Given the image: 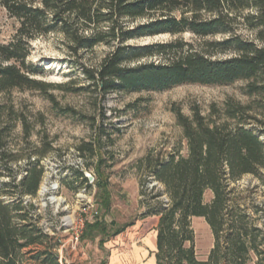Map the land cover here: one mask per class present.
<instances>
[{
	"label": "trees",
	"instance_id": "obj_1",
	"mask_svg": "<svg viewBox=\"0 0 264 264\" xmlns=\"http://www.w3.org/2000/svg\"><path fill=\"white\" fill-rule=\"evenodd\" d=\"M0 9L19 23L12 41L0 43V93L39 90L59 105L49 93L59 86L34 77L43 69L27 64L29 41L49 33H61L72 56L102 44L111 47L95 66L75 60L89 83L78 91L97 93L101 101L111 93L246 82L249 102L231 97L221 106L212 104L208 114L197 104L191 115L174 108L183 139L166 154L150 153L140 160L147 179L155 183L149 188L144 180L141 196L144 217L159 218L157 264H264V222L251 196L264 186V0H0ZM187 32L196 39L186 40ZM163 34L174 38L131 44ZM61 109L79 115L71 107ZM17 121L29 137L27 118L0 102V178L10 180L0 186V264H60L59 243L38 226L34 204L23 200L37 194L44 173L40 162L51 146L37 149L33 160L29 155L26 174L16 182L12 162L20 155L9 145ZM96 129L94 140L82 143L79 151L98 159V203L107 211L111 200L101 166L103 138L110 145L115 140L105 127ZM79 174L89 182L83 171ZM247 175L259 181L252 189L237 184ZM4 194L17 199L6 203ZM194 217H204L213 232L207 259L198 258L195 250ZM134 224L113 228L105 220L86 222L82 240L102 236L103 244Z\"/></svg>",
	"mask_w": 264,
	"mask_h": 264
},
{
	"label": "rangeland",
	"instance_id": "obj_2",
	"mask_svg": "<svg viewBox=\"0 0 264 264\" xmlns=\"http://www.w3.org/2000/svg\"><path fill=\"white\" fill-rule=\"evenodd\" d=\"M18 27L19 23L0 9V43L12 41ZM183 37L188 41L196 39L190 32ZM172 38L169 34H163L133 40L131 44L165 42ZM29 45L31 53L27 64L43 69L42 74L34 77L59 86L49 91L55 95L59 105L39 90L20 88L0 93V102L11 106L18 116H25L31 128V134L27 137L22 122L17 121L10 137L9 149L20 155L12 162L16 182L26 174L29 155L32 154L33 160L37 149L51 146L40 162L44 173L37 194L31 196L35 206L31 210L32 215H37L34 217L38 218L37 221L43 218L57 224L67 214L86 215V210L90 217L87 222L105 220L108 224L114 223L113 228L135 222L103 244L100 243L102 236L95 240H82L81 237L78 243H74L75 229L51 228L56 233L55 241L59 243L55 250L60 264H151L152 251L146 238L149 240L151 229L156 228L158 219L155 216L144 217L141 190L144 180L149 188L155 183L147 179L144 169L140 167V160L150 153L166 154L182 141L183 131L174 108H181L185 114L191 115V107L197 104L208 114L212 104L221 106L231 97L243 103L249 102L250 97L244 91L246 82L238 81L230 85L182 84L164 91L111 93L101 101L97 93L78 91L77 88L89 83L80 67L75 65V60L95 66L110 51V46L98 45L93 50L72 56L68 42L61 33L38 36L29 41ZM62 107H71L79 115L65 113ZM100 126L105 127L115 140L110 145V141L103 138L106 152L102 151L104 159L101 166L107 175L111 200L107 211L101 210L98 203L101 199L95 172L98 159L84 156L79 151L82 143L94 140L96 128ZM82 169H89L95 175L90 187H86L79 174ZM9 181L8 177L0 178V186ZM258 183L256 178L247 175L237 184L241 188L249 186L252 189ZM247 194L244 193L243 197ZM4 196L17 198L10 194ZM251 196L252 202L260 208L262 217L259 222L262 223L264 186L252 190ZM212 197V192L208 191L205 199L210 201ZM192 227L197 256L207 259L214 246L212 229L204 217H194ZM136 228L143 230L136 233Z\"/></svg>",
	"mask_w": 264,
	"mask_h": 264
},
{
	"label": "built area",
	"instance_id": "obj_3",
	"mask_svg": "<svg viewBox=\"0 0 264 264\" xmlns=\"http://www.w3.org/2000/svg\"><path fill=\"white\" fill-rule=\"evenodd\" d=\"M83 172L85 171H90L89 169H82ZM92 172V171H90ZM86 187L87 186H91L93 183H90V182H86ZM86 187L84 188V191L86 190ZM4 199V201L6 203H10V202H13L15 201L17 198H9V197H2V200ZM23 200H24V204H29V203H32V200H31V196L29 195H26L25 197H23ZM65 201V200H64ZM89 206V205H87ZM86 209V208H84ZM86 215H82V214H79V215H76V214H67L65 216H63L60 220V222H57V224H53L45 219H39L37 221L38 223V226L40 228H42L43 232L50 235V236H53L55 237L56 233L51 229V228H73L75 229L74 230V233H73V242L74 243H78L82 237V234H83V231H84V228H85V225H86V222L90 220V217L88 216L86 210L85 212ZM37 215L35 214V217Z\"/></svg>",
	"mask_w": 264,
	"mask_h": 264
},
{
	"label": "crops",
	"instance_id": "obj_4",
	"mask_svg": "<svg viewBox=\"0 0 264 264\" xmlns=\"http://www.w3.org/2000/svg\"><path fill=\"white\" fill-rule=\"evenodd\" d=\"M155 218L158 219L157 221H159V218L157 216H155ZM157 225H158V223H157ZM157 225H156V227H157ZM142 230H143V228H141V229L136 228V233H141ZM146 241H149V249L152 251V256L150 257V263L151 264L156 263V256H155V252L157 250V230H156V228L151 229L150 238H149V240H148V238H146Z\"/></svg>",
	"mask_w": 264,
	"mask_h": 264
},
{
	"label": "water",
	"instance_id": "obj_5",
	"mask_svg": "<svg viewBox=\"0 0 264 264\" xmlns=\"http://www.w3.org/2000/svg\"><path fill=\"white\" fill-rule=\"evenodd\" d=\"M85 177L89 180L90 183H93L95 180V175L90 171L84 172Z\"/></svg>",
	"mask_w": 264,
	"mask_h": 264
}]
</instances>
